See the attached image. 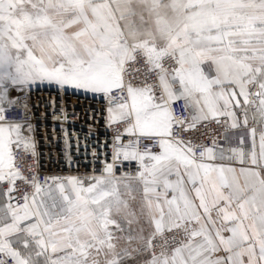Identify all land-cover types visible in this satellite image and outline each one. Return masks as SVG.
<instances>
[{"label":"snow or ice","instance_id":"obj_1","mask_svg":"<svg viewBox=\"0 0 264 264\" xmlns=\"http://www.w3.org/2000/svg\"><path fill=\"white\" fill-rule=\"evenodd\" d=\"M38 83L107 97L138 167L41 183L0 124V264H264V0H0V101Z\"/></svg>","mask_w":264,"mask_h":264},{"label":"built area","instance_id":"obj_2","mask_svg":"<svg viewBox=\"0 0 264 264\" xmlns=\"http://www.w3.org/2000/svg\"><path fill=\"white\" fill-rule=\"evenodd\" d=\"M108 101L104 95H86L58 87L20 91L16 101L2 107L4 119L0 120L3 124H19L26 134L23 138L34 146V149L27 152L22 145L12 146L16 167L29 179L36 175L41 183L49 177L76 176L86 179L100 175L106 163H114L118 176L123 173L134 175L138 167L136 161H125L123 157L113 160L117 129L123 132L124 125L109 124ZM175 109L178 116L189 118V112L184 110L182 101L175 105ZM200 127L203 130V126ZM210 127L213 130L211 135L220 138L223 126L212 123ZM242 131L230 130L229 135L237 136ZM133 139L125 135L121 143L127 144ZM203 142L210 144L211 141L203 138ZM220 143H224L222 138ZM33 150L35 156L31 154ZM6 187V183H0L2 196ZM16 188L17 191L12 195L17 199L25 192L32 191L21 180H17Z\"/></svg>","mask_w":264,"mask_h":264},{"label":"crops","instance_id":"obj_3","mask_svg":"<svg viewBox=\"0 0 264 264\" xmlns=\"http://www.w3.org/2000/svg\"><path fill=\"white\" fill-rule=\"evenodd\" d=\"M20 89L19 88H12V87H10L9 88V91H8V93H7V98L5 99V100H3V101H0V107H3L5 104H7V103H10V102H14V101H16V99H17V96H18V94L20 93ZM76 91V90H75ZM77 92H79V93H84V94H86V95H103V94H100V93H91V92H85V91H83V90H78ZM115 106V104L114 103H112V102H110V101H108V105H107V114H108V108L109 107H114ZM109 115V114H108ZM0 124H3V123H1L0 122ZM3 125H5V126H11V125H9V124H3ZM250 126H251V121H250ZM20 136L21 137H24L26 134H25V131L20 127ZM3 200H4V197L0 194V202H3Z\"/></svg>","mask_w":264,"mask_h":264},{"label":"rangeland","instance_id":"obj_4","mask_svg":"<svg viewBox=\"0 0 264 264\" xmlns=\"http://www.w3.org/2000/svg\"><path fill=\"white\" fill-rule=\"evenodd\" d=\"M37 87H48V88H51V87H58L57 85H54V84H52V85H49V84H47V83H44V84H35V85H32V86H30V87H28V86H24L22 89H20L21 91L22 90H25V89H30V88H37ZM59 88V87H58ZM65 89H67V90H71V91H75V89H72V88H65ZM78 90H76V92H77Z\"/></svg>","mask_w":264,"mask_h":264}]
</instances>
